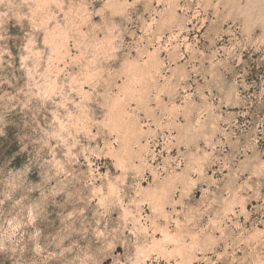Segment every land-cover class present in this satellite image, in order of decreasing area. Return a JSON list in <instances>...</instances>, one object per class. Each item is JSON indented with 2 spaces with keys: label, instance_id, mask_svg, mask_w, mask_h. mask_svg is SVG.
<instances>
[{
  "label": "rangeland",
  "instance_id": "obj_1",
  "mask_svg": "<svg viewBox=\"0 0 264 264\" xmlns=\"http://www.w3.org/2000/svg\"><path fill=\"white\" fill-rule=\"evenodd\" d=\"M0 264H264V0H0Z\"/></svg>",
  "mask_w": 264,
  "mask_h": 264
}]
</instances>
